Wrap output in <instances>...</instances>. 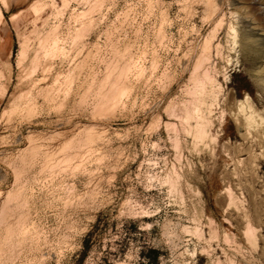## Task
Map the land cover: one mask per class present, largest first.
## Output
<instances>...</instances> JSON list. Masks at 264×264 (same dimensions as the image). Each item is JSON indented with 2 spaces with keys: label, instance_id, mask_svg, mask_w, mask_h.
I'll list each match as a JSON object with an SVG mask.
<instances>
[{
  "label": "rangeland",
  "instance_id": "rangeland-1",
  "mask_svg": "<svg viewBox=\"0 0 264 264\" xmlns=\"http://www.w3.org/2000/svg\"><path fill=\"white\" fill-rule=\"evenodd\" d=\"M0 264H264V0H0Z\"/></svg>",
  "mask_w": 264,
  "mask_h": 264
},
{
  "label": "trees",
  "instance_id": "trees-1",
  "mask_svg": "<svg viewBox=\"0 0 264 264\" xmlns=\"http://www.w3.org/2000/svg\"><path fill=\"white\" fill-rule=\"evenodd\" d=\"M83 244H84L85 247H87V244H88V238H84Z\"/></svg>",
  "mask_w": 264,
  "mask_h": 264
}]
</instances>
